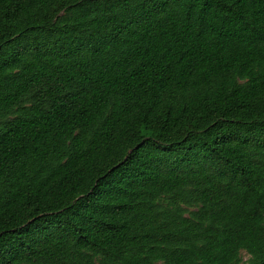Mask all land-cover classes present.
Instances as JSON below:
<instances>
[{
    "label": "trees",
    "instance_id": "16d2710c",
    "mask_svg": "<svg viewBox=\"0 0 264 264\" xmlns=\"http://www.w3.org/2000/svg\"><path fill=\"white\" fill-rule=\"evenodd\" d=\"M0 264H264V0H0Z\"/></svg>",
    "mask_w": 264,
    "mask_h": 264
},
{
    "label": "rangeland",
    "instance_id": "374dc122",
    "mask_svg": "<svg viewBox=\"0 0 264 264\" xmlns=\"http://www.w3.org/2000/svg\"><path fill=\"white\" fill-rule=\"evenodd\" d=\"M241 257L243 260H246L248 258V255L244 251H241Z\"/></svg>",
    "mask_w": 264,
    "mask_h": 264
}]
</instances>
